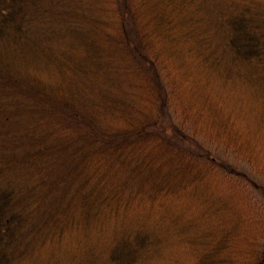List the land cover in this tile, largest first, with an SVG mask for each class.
I'll return each instance as SVG.
<instances>
[{"label":"trees","instance_id":"1","mask_svg":"<svg viewBox=\"0 0 264 264\" xmlns=\"http://www.w3.org/2000/svg\"><path fill=\"white\" fill-rule=\"evenodd\" d=\"M0 264H264V0H0Z\"/></svg>","mask_w":264,"mask_h":264}]
</instances>
